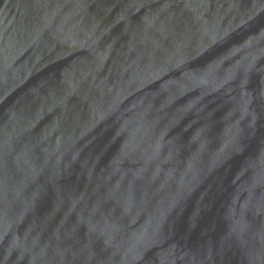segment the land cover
I'll return each mask as SVG.
<instances>
[{
	"label": "water",
	"instance_id": "95a60500",
	"mask_svg": "<svg viewBox=\"0 0 264 264\" xmlns=\"http://www.w3.org/2000/svg\"><path fill=\"white\" fill-rule=\"evenodd\" d=\"M0 264H264V0H0Z\"/></svg>",
	"mask_w": 264,
	"mask_h": 264
}]
</instances>
